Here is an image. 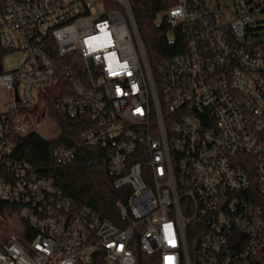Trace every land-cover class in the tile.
I'll return each mask as SVG.
<instances>
[{
    "label": "built area",
    "instance_id": "built-area-1",
    "mask_svg": "<svg viewBox=\"0 0 264 264\" xmlns=\"http://www.w3.org/2000/svg\"><path fill=\"white\" fill-rule=\"evenodd\" d=\"M0 0V198L35 235L0 243V264H258L264 257V43L250 13L212 0L167 12L185 53L153 71L130 0ZM20 54L17 61L8 55ZM60 74L56 113L105 147L116 222L12 158L25 113ZM34 119V118H33ZM77 148L54 154L71 164Z\"/></svg>",
    "mask_w": 264,
    "mask_h": 264
},
{
    "label": "trees",
    "instance_id": "trees-1",
    "mask_svg": "<svg viewBox=\"0 0 264 264\" xmlns=\"http://www.w3.org/2000/svg\"><path fill=\"white\" fill-rule=\"evenodd\" d=\"M130 3L153 71L162 61L185 53L186 40L183 32L172 29L166 18L167 12L177 0H130ZM171 33L175 35L173 40L170 39ZM60 96L58 74L55 84L42 92L41 103L32 110L25 111L33 115L37 123L50 114L58 124L60 133L55 138H46L37 131L30 130L26 135L13 136L12 158L32 165L39 175L52 181L64 196L72 199L78 206H87L98 212L102 218L116 222L120 192L114 188L113 179L108 172L105 147L80 146L87 126L81 118L65 117L56 113L55 105ZM2 116L0 111V118ZM64 146H75L78 149L76 158L69 165H63L54 156ZM12 208L15 207L0 198V214L6 210L12 212ZM23 226L27 241L31 242L35 232L24 223ZM148 260L149 257L142 254L139 264H148ZM258 264H264V257L259 259Z\"/></svg>",
    "mask_w": 264,
    "mask_h": 264
},
{
    "label": "rangeland",
    "instance_id": "rangeland-1",
    "mask_svg": "<svg viewBox=\"0 0 264 264\" xmlns=\"http://www.w3.org/2000/svg\"><path fill=\"white\" fill-rule=\"evenodd\" d=\"M92 1L98 3L101 11L104 10V0ZM212 2L217 14L222 13L225 16H230L231 13L236 12V9L239 12L250 13L254 19L252 26L254 34L249 37L248 42L249 44L264 43V0H212ZM174 37V33H171L170 39L173 40ZM7 58L17 61L21 58V55H8ZM7 107L8 93L0 86V111L5 112ZM25 126L28 130H35L46 138H55L60 133L58 124L50 114H47L38 123L31 118L26 121ZM3 213L0 214V243L12 238H22L24 236V226L15 208H12V212L6 210Z\"/></svg>",
    "mask_w": 264,
    "mask_h": 264
},
{
    "label": "water",
    "instance_id": "water-1",
    "mask_svg": "<svg viewBox=\"0 0 264 264\" xmlns=\"http://www.w3.org/2000/svg\"><path fill=\"white\" fill-rule=\"evenodd\" d=\"M263 5H264V3H263Z\"/></svg>",
    "mask_w": 264,
    "mask_h": 264
}]
</instances>
